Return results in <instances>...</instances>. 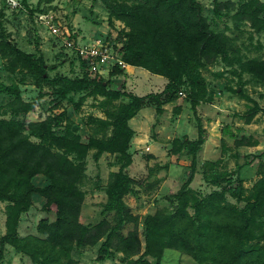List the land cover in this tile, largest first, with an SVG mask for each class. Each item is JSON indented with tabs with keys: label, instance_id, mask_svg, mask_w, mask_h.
Returning <instances> with one entry per match:
<instances>
[{
	"label": "trees",
	"instance_id": "1",
	"mask_svg": "<svg viewBox=\"0 0 264 264\" xmlns=\"http://www.w3.org/2000/svg\"><path fill=\"white\" fill-rule=\"evenodd\" d=\"M100 1L108 10L111 25L115 21L124 24L118 37L122 43L114 44L119 56L129 65L164 76L167 83L162 91L142 96L125 90V82L122 89H113L111 79L93 76L88 63L79 56L80 74L51 76L42 55L18 48L8 41L2 30L0 53L7 59L6 68L13 71L21 68L33 76L36 83L48 84L54 96L53 106L48 108H56L70 94L79 92L102 96L106 103L121 98L128 101L108 111V118L92 119L99 130H110L109 134L90 135L84 141L66 111L43 120L27 119L28 113L40 105L47 93L40 92L35 100L26 101L17 83L0 85V94L12 96L11 101L0 107V201L7 202V230L0 238V260L6 245H10L17 252L27 254L32 264H78L75 252L101 242L99 261L122 253L128 264H166V250L174 249L191 256L198 264H264V178L255 182L245 195L243 207L230 203L226 195L241 199L246 189L241 182L234 187L233 174L219 171L213 161L207 163L211 174L207 175L208 170L205 173L219 189L194 197L191 187L198 153L207 140L197 111L200 103L210 100L203 69L221 58L229 65H238L239 74L250 73L264 82V58L243 60L239 57L240 49L234 38L211 27L198 0ZM232 10H235L236 21H248L253 30L264 32V1L246 0L236 9L230 1L214 0L216 18ZM125 73V69L113 66L110 75ZM181 92L185 93L195 115L198 134L194 139L188 136L175 139L174 152L185 151L192 156L190 174L173 193L170 208L149 213L141 221L125 200L135 192L136 184V179L127 171L133 163L131 142L136 134L130 120L150 105L156 107L157 113H162L165 105L177 100ZM246 98L253 102L245 117L246 122L251 123L259 112L264 113V107L249 96ZM236 143L258 144L245 137ZM91 150L96 161L104 153L116 155L119 168L110 173L106 186L103 212L112 217L86 225L80 220L86 196L80 184L86 175ZM39 175L47 178V185L34 184L33 180ZM35 193L44 197L42 210L53 212L54 218L45 216L39 220L37 231L42 237L22 238L18 230L20 220L32 207Z\"/></svg>",
	"mask_w": 264,
	"mask_h": 264
},
{
	"label": "rangeland",
	"instance_id": "2",
	"mask_svg": "<svg viewBox=\"0 0 264 264\" xmlns=\"http://www.w3.org/2000/svg\"><path fill=\"white\" fill-rule=\"evenodd\" d=\"M19 1L21 6L13 8L7 0H0V33L3 30L8 41L18 48L35 53L37 56L42 55L48 67V74L51 76L56 74L75 76L81 73V68L75 50L67 47L61 36L51 32L50 25L40 19L42 13H52L56 21L61 24L63 31L65 28L70 31L76 30L79 35L84 36V40L100 36L107 37L113 46L115 43L119 46L122 43L118 37L120 31L124 29V24L115 21L114 25H111L108 20V10L100 0H52L50 3L40 0ZM198 1L204 7V15L207 16L211 27L225 31L234 38L235 44L240 49L239 57L243 60L251 57L264 58V32L253 30L248 21H236L235 10L228 12L222 18H216L213 12L214 0ZM219 1H230L237 9L246 0ZM6 64L7 59L0 53V85L17 83L26 101L35 100L40 92L47 93L41 98L40 105L28 113V120H43L49 115L66 111L78 127L84 141H87L90 135L109 134L110 130H99L98 124L92 119L108 118V111H113L120 104L128 101V98H121L106 103L102 96L79 92L70 94L56 108L51 109L48 108L53 106L51 100L54 96L51 87L45 82L36 83L35 78L27 74L26 70L7 69ZM89 69L98 79H111V88L120 90L125 82L127 84L125 90L141 96L160 92L167 83V78L164 76L153 74L144 68L137 69L136 74L127 78L126 76L111 77L110 67L103 72L96 68L89 67ZM239 73L238 65H229L221 58L214 65L203 69V74L208 80L210 100L200 103L197 111L206 129L207 140L198 153L197 170L191 187L194 197H203L219 189L207 177L211 174L207 163L213 161L219 171L233 174L234 187L241 182L246 189L241 199L231 194L226 195L230 203L243 207L245 195L249 193L255 182L264 178V155H262L264 113L259 112L251 123H247L245 119L247 110L253 105L246 96L264 107V82L256 80L250 73ZM11 100V95L0 94V107ZM77 103H80L79 106ZM130 124L136 134L131 142L133 163L127 171L136 179V184L135 192L127 195L125 200L142 221L149 213L170 208L173 193H176L187 180L192 156L185 151L175 153L174 140L183 139L184 136L196 138L197 122L185 95L180 93L177 100L165 105L162 113H157L154 105L147 106L130 120ZM243 137L258 144L237 145L236 141ZM93 153L94 150L89 152L86 175L80 184L86 194L80 220L86 225H93L104 217H112V214L103 212L107 200L106 186L110 173L119 168L116 155L104 153L96 161ZM206 170H208L207 175ZM33 181L37 186L48 184L44 175L37 176ZM44 202V197L38 193L33 195L32 207L20 220L18 230L22 238L29 235L42 237L37 231L39 220L45 216L54 218L53 212L47 213L42 210ZM6 205L7 202L0 201V238L7 230ZM190 212L193 213L194 210L190 209ZM139 229L144 249L142 223ZM100 245L101 242L81 249L74 253V258L78 264H128L122 253H115L112 258L99 261L97 257ZM165 256L166 264H198L191 256L174 249H167ZM0 264L32 263L27 254L17 252L14 247L6 245Z\"/></svg>",
	"mask_w": 264,
	"mask_h": 264
},
{
	"label": "built area",
	"instance_id": "3",
	"mask_svg": "<svg viewBox=\"0 0 264 264\" xmlns=\"http://www.w3.org/2000/svg\"><path fill=\"white\" fill-rule=\"evenodd\" d=\"M7 3L13 8L21 6L19 0H7ZM40 19L44 20L46 24H49L51 32L61 36L67 47L75 50L76 54L85 60L89 67L99 69L100 72L108 70L109 67L111 70L113 66H119L122 69L128 67V64L119 56L115 47L107 37L98 36L91 40H84V36L79 35L76 30L70 31V29L65 28L63 31L61 29V24L57 22L55 16L52 13L49 14V12L42 13ZM181 93L185 95V93ZM147 149H149V147H147Z\"/></svg>",
	"mask_w": 264,
	"mask_h": 264
},
{
	"label": "crops",
	"instance_id": "4",
	"mask_svg": "<svg viewBox=\"0 0 264 264\" xmlns=\"http://www.w3.org/2000/svg\"><path fill=\"white\" fill-rule=\"evenodd\" d=\"M139 68H141V67H137V66H133V65H129L128 64V67H127V69H125V71H126V73L124 74V75H120V76H115V78H120V77H124V76H126V78L127 77H131V76H133V74H136V71H137V69H139ZM147 72V71H146ZM118 80V79H117ZM127 81V80H126ZM127 85V84H126ZM254 146H256V145H254Z\"/></svg>",
	"mask_w": 264,
	"mask_h": 264
}]
</instances>
